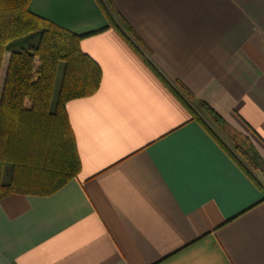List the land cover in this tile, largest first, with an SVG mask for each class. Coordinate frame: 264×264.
Masks as SVG:
<instances>
[{
	"label": "crops",
	"instance_id": "0c3cea01",
	"mask_svg": "<svg viewBox=\"0 0 264 264\" xmlns=\"http://www.w3.org/2000/svg\"><path fill=\"white\" fill-rule=\"evenodd\" d=\"M111 2L157 72L220 121L193 119L95 0H31V14L92 33L79 47L101 80L65 105L77 176L0 200V264H264V0ZM235 147L254 154L258 186Z\"/></svg>",
	"mask_w": 264,
	"mask_h": 264
},
{
	"label": "trees",
	"instance_id": "16d2710c",
	"mask_svg": "<svg viewBox=\"0 0 264 264\" xmlns=\"http://www.w3.org/2000/svg\"><path fill=\"white\" fill-rule=\"evenodd\" d=\"M31 0H0V200L10 195L47 197L80 171V162L65 105L93 95L99 88L98 65L81 52L79 43L87 36L75 35L54 23L31 14ZM108 23L139 56L144 65L205 126L199 113L214 122L219 117L207 105L196 102L178 82H168L153 67L149 52L115 10L111 0H95ZM37 34L36 44L7 51L15 41ZM7 55L6 64H2ZM62 75L56 98L57 72ZM232 161L258 186L253 172L254 154L235 147Z\"/></svg>",
	"mask_w": 264,
	"mask_h": 264
},
{
	"label": "rangeland",
	"instance_id": "374dc122",
	"mask_svg": "<svg viewBox=\"0 0 264 264\" xmlns=\"http://www.w3.org/2000/svg\"><path fill=\"white\" fill-rule=\"evenodd\" d=\"M32 40H33V44H36V42H37V40H38V36H37V34H34V35H32ZM61 67V66H60ZM59 70H60V68H59ZM58 70V71H59ZM0 88H1V85H0ZM191 105H193V103H191ZM194 106V105H193ZM199 113V112H198ZM199 115L202 117V120H204L206 123H207V119H206V116H204L203 114H201V113H199ZM229 145V147H231V145L230 144H228ZM253 174H255L256 176H259L258 175V173H255V172H253Z\"/></svg>",
	"mask_w": 264,
	"mask_h": 264
}]
</instances>
